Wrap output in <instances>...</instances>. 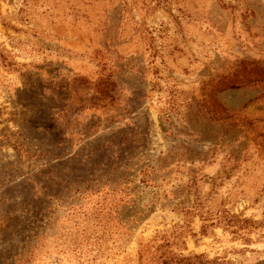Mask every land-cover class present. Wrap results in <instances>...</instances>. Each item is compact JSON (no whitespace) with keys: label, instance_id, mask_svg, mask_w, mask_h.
Wrapping results in <instances>:
<instances>
[{"label":"rangeland","instance_id":"rangeland-1","mask_svg":"<svg viewBox=\"0 0 264 264\" xmlns=\"http://www.w3.org/2000/svg\"><path fill=\"white\" fill-rule=\"evenodd\" d=\"M0 264H264V0H0Z\"/></svg>","mask_w":264,"mask_h":264}]
</instances>
